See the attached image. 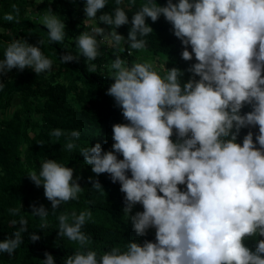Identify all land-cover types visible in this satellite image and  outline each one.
I'll return each mask as SVG.
<instances>
[{
	"label": "clouds",
	"instance_id": "1",
	"mask_svg": "<svg viewBox=\"0 0 264 264\" xmlns=\"http://www.w3.org/2000/svg\"><path fill=\"white\" fill-rule=\"evenodd\" d=\"M106 2L86 0L84 13L110 30L97 25L81 33L77 54L61 55V63L78 62L81 56L96 60L101 54L97 37L109 40L117 52L122 44L145 49V37L153 32L146 18L155 23L161 16L181 41V58L196 62L183 71L167 68L163 76L150 62L129 64L120 55L106 66L114 81L106 94L127 123L112 125L111 150L97 142L80 148V155L97 176L108 174L119 183L132 230L143 237L155 229V241H128L123 251L115 246L98 257L82 231L92 212L63 213L57 217L58 236L80 246L64 264H264V0H166L163 6L145 0L131 16L127 38L116 31L129 24L123 0H115L112 13L97 16ZM12 9L15 15L4 19L18 22L19 8ZM41 23L50 42L64 40L65 23L50 7ZM52 66L40 47L14 39L0 59V76L25 68L39 75ZM87 71L95 73L97 65L89 63ZM185 72L191 76L182 83ZM245 106L251 110L242 113ZM257 127L255 137L249 130L238 142L242 129ZM50 135H65V147L72 151L81 133L56 128ZM27 176L43 186L53 211L83 191L81 177L74 179V169L55 159L44 160L38 174L30 170ZM88 183L103 191L99 180L88 177ZM136 205L143 210L133 215ZM30 207L41 229L48 227L49 210L43 204ZM18 212L9 209L11 215ZM17 223L20 227L0 241V252L9 256L27 231L26 219L11 221ZM39 239L30 234L32 242ZM44 256L42 264H55L52 254Z\"/></svg>",
	"mask_w": 264,
	"mask_h": 264
},
{
	"label": "trees",
	"instance_id": "2",
	"mask_svg": "<svg viewBox=\"0 0 264 264\" xmlns=\"http://www.w3.org/2000/svg\"><path fill=\"white\" fill-rule=\"evenodd\" d=\"M86 0H0V59L4 58L7 45L14 39H25L29 44L41 48L43 54L52 60V70L37 75L34 70L12 69L0 76L4 87L0 90V241L10 237L20 225L11 224L12 220L23 217L27 220V231L22 234L23 243L12 256L0 252V264H42L44 253L53 255L55 264H64L67 256L72 255L80 246L66 237L58 236L60 214H70L82 210L92 212L82 231L91 237L89 249L96 251L98 257L112 247L124 250L128 241L143 243L145 239L155 241V229H149L146 236H139L132 230L129 217L124 214V194L120 192L119 183H112L108 174L97 176L86 165L80 155V148L94 146L97 142L105 151L111 150L112 125L127 123L114 99L107 95V88L113 83L110 70L106 66L114 61L116 55L133 62H150L162 76L167 68L178 67L186 70L192 61L181 58L182 44L172 32L171 25L161 16L153 23L146 18L152 28L145 39L147 46L142 50H131L126 44L117 52L109 40L97 37L100 55L94 61H87L83 56L79 61L61 63L60 56L71 52L76 55V38L91 27L99 26L110 30L109 26L98 20L89 19L84 13ZM145 0H123L129 24L116 31L125 38L131 28V16ZM163 6L166 0H156ZM176 2V0H173ZM12 5L19 8L17 21H7L4 16L13 13ZM115 0H107L106 7L97 13H112L116 7ZM65 23V36L61 43L49 41L47 29L42 25L43 16L48 8ZM15 15V14H14ZM43 40V44L39 41ZM131 51V55H128ZM189 51H191L189 47ZM89 63L97 65V71H87ZM191 73L185 72L181 81L186 82ZM199 79V77H197ZM249 106L242 113L250 111ZM65 132L79 130L81 135L74 141L76 148L68 151L65 147L67 137L51 136L53 129ZM255 129H242L238 142L243 136ZM175 139V137H173ZM41 144L43 146H41ZM122 159V156H118ZM46 159H55L58 163L74 169V179L81 177L79 183L83 191L77 200L62 203L55 211L44 196L43 186L36 187L28 178L30 170L40 171L41 163ZM88 177L99 180L103 191L92 188ZM182 188L184 186H181ZM43 204L48 210V227L41 229V220L33 216L31 205ZM10 208L19 209L18 214L11 215ZM136 205L131 214L142 211ZM40 237L36 242L30 240V234ZM251 244V239L246 241Z\"/></svg>",
	"mask_w": 264,
	"mask_h": 264
},
{
	"label": "rangeland",
	"instance_id": "3",
	"mask_svg": "<svg viewBox=\"0 0 264 264\" xmlns=\"http://www.w3.org/2000/svg\"><path fill=\"white\" fill-rule=\"evenodd\" d=\"M121 49H123V47L121 46Z\"/></svg>",
	"mask_w": 264,
	"mask_h": 264
}]
</instances>
